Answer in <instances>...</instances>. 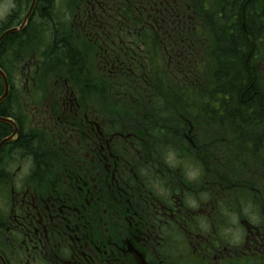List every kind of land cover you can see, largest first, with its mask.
I'll use <instances>...</instances> for the list:
<instances>
[{"label": "trees", "instance_id": "1", "mask_svg": "<svg viewBox=\"0 0 264 264\" xmlns=\"http://www.w3.org/2000/svg\"><path fill=\"white\" fill-rule=\"evenodd\" d=\"M31 1L16 0L2 27L11 18L18 24ZM191 7V66L178 73L173 39L137 23L146 13L136 1L114 15L119 21L107 43L115 56L105 54V66L88 37L77 38L73 0H36L27 28L0 45V56H8L15 41L16 64L26 51L36 55L34 101L54 98L60 122L54 129L24 128L2 150L29 159L34 192L72 207L79 148L81 158V149L94 156L98 221L122 213L124 197L134 205L139 194L148 217L182 186L190 196L217 201L219 210L264 211V0H192ZM53 84H63L69 112L59 110ZM0 88L1 94V80ZM0 116L11 118L6 109ZM9 130L0 126V141ZM107 162L116 167L107 172ZM191 171L198 175L188 180Z\"/></svg>", "mask_w": 264, "mask_h": 264}, {"label": "flooded vegetation", "instance_id": "2", "mask_svg": "<svg viewBox=\"0 0 264 264\" xmlns=\"http://www.w3.org/2000/svg\"><path fill=\"white\" fill-rule=\"evenodd\" d=\"M11 1V9L0 20V45L7 36L20 34L27 28L33 11L32 8L22 27L32 0L18 24L16 19L11 18L7 27L3 28L2 22L15 7L16 0ZM135 1L137 8L146 13V19L141 18L137 23L172 38L173 47L171 44L169 49L177 57L173 70L178 73L187 71L191 66L194 46L191 38L192 0H73V24L77 38L88 37L98 49L104 65L108 66L104 55L115 56L107 43L111 38V25L119 21L114 15L129 2ZM4 3L5 0H0V8ZM126 23V20L120 21L121 27L126 28ZM13 29L18 31L7 33ZM14 45L15 41L10 45L12 50L8 56H5V51L0 56L5 67L4 62H8L7 72L12 79L9 83L7 73L0 69L7 83V94L0 103V111L6 109V114L11 116L8 119L13 123L0 122V126L8 125L10 128L5 138L16 130L13 141L7 144L15 143L24 128L46 130L60 126L59 118L52 110L54 98L50 99L51 104L45 99L34 101L39 88L35 83L39 72L36 55L26 51V57L16 64ZM53 85L60 94L59 110L69 112V102L65 103L62 99L63 84ZM54 91H50L51 97L57 95ZM4 92L2 82L0 97ZM6 101L7 104L2 105ZM17 110L19 114L15 117L13 114ZM6 145L0 148V155ZM78 150L75 149L78 152L77 161L73 164L77 177L72 181V207L61 206L57 199L32 190L27 179L31 168L29 159L13 151L6 152V156L2 154L0 195L7 199L8 204L5 210H0V222H4L0 255L7 264H264V211L219 210L217 201L207 200L203 195L198 198L190 196L187 193L191 191L186 186L172 194L168 203L154 207L148 217L143 213V198L139 194L134 205L124 197L122 213H103L106 221H98L94 209V156L81 149L84 152L82 158L88 162H80L82 158ZM107 156L111 158V154ZM15 160L28 166L23 178L16 173ZM104 167L109 172L116 164L107 162ZM188 171L189 168L185 170ZM197 175L198 172L191 171L187 178L192 180ZM103 182L113 181L107 179Z\"/></svg>", "mask_w": 264, "mask_h": 264}, {"label": "rangeland", "instance_id": "3", "mask_svg": "<svg viewBox=\"0 0 264 264\" xmlns=\"http://www.w3.org/2000/svg\"><path fill=\"white\" fill-rule=\"evenodd\" d=\"M12 7V1L11 0H5V3L0 8V20L3 19V17L8 13V11ZM264 71V70H263ZM264 73V72H263ZM19 80V78H18ZM14 168L17 169L16 173L19 178H23L25 174L27 173L28 166L26 163L18 162L17 160L14 161ZM8 204V201L5 197H2L0 195V210H5L6 206Z\"/></svg>", "mask_w": 264, "mask_h": 264}, {"label": "water", "instance_id": "4", "mask_svg": "<svg viewBox=\"0 0 264 264\" xmlns=\"http://www.w3.org/2000/svg\"><path fill=\"white\" fill-rule=\"evenodd\" d=\"M34 3H35V0L32 1L31 8H30L28 14L26 15V17H25V19H24V22H23L22 27L24 26L26 20H27L28 17H29V15H30V13H31V11H32V8H33ZM243 28H244V26H243ZM17 31H18V29H13V30L8 31L7 33L17 32ZM0 77H1V79H2V81H3L4 86H5V92H4V94H3V95L1 96V98H0V102H2V101L4 100V98L6 97V94H7V83H6V78H5V76H4V74H3L1 71H0ZM0 121H1V122H5V123H11V121H9L8 119H4V118H0ZM12 137H13V136H11L10 138L5 139V140H3L2 142H0V148H1L2 145H4L5 143L9 142V141L12 139ZM0 260H1V263H2V264H5L4 261L1 259V257H0Z\"/></svg>", "mask_w": 264, "mask_h": 264}]
</instances>
